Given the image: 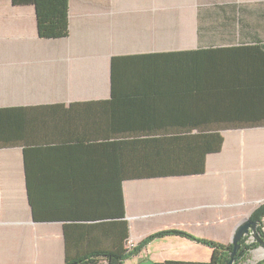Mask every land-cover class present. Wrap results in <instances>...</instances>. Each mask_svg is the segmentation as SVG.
I'll list each match as a JSON object with an SVG mask.
<instances>
[{"label": "crops", "instance_id": "0c3cea01", "mask_svg": "<svg viewBox=\"0 0 264 264\" xmlns=\"http://www.w3.org/2000/svg\"><path fill=\"white\" fill-rule=\"evenodd\" d=\"M37 18L0 0V119L16 135L0 145V264H63L66 225L121 221L117 177L134 246L167 229L231 243L264 201V0H70L59 38L39 36ZM114 74L138 89L113 91ZM126 116L160 133L173 117L262 125L224 129L202 173L122 181L109 133L131 129ZM95 236L71 230L79 248ZM213 256L167 233L121 264Z\"/></svg>", "mask_w": 264, "mask_h": 264}, {"label": "trees", "instance_id": "16d2710c", "mask_svg": "<svg viewBox=\"0 0 264 264\" xmlns=\"http://www.w3.org/2000/svg\"><path fill=\"white\" fill-rule=\"evenodd\" d=\"M13 3L34 4L37 11V23L39 36L59 38L69 35V3L70 0H13ZM169 65H164L160 76H169L167 69ZM135 76H131L129 81H118L114 74L113 91L118 89L136 90L137 82ZM8 109L0 108V118L3 119L4 112ZM127 126L131 129H115L110 131V137L118 141L110 142L118 147L124 154V161L116 163L117 171L119 168L123 173L122 181L132 178H152L168 175L198 174L205 171L207 156L210 153L222 150L224 137L222 131L230 127L257 126L261 123L206 120L197 118L173 117L168 119L175 132L160 133L158 131H147L134 129L136 126L145 128L146 124L134 123L126 116ZM0 119V145L9 144L13 137H16L12 130L4 131L5 121ZM134 126V127H133ZM6 135V136H5ZM110 163V162H109ZM114 167V163H110ZM116 182L115 209L111 217L120 218L121 221L102 220L98 224L88 226L69 227L65 226L67 256L63 264H99V259H107L109 264H121L125 259L133 256L154 236H162L167 233H178L196 241H201L214 249L213 260L210 263L186 262L179 260H165L157 264H225L230 260V252L233 243L223 244L217 240H205L187 231L182 230H163L147 237L139 242L132 249L126 247L129 238V222L125 221V201L124 190L119 194V208H117L118 179ZM113 180V179H111ZM32 188H30V200ZM252 220L259 222L260 235L264 237V201L261 202L250 214ZM72 228V229H71ZM77 228L80 235L94 233V239H90L86 247H76V241L72 244L71 230ZM76 239V238H75ZM260 246L257 239L250 241V235L244 237L242 245L238 251V261L240 264L246 261L249 253ZM74 253L79 254L78 256ZM256 264H264V259Z\"/></svg>", "mask_w": 264, "mask_h": 264}, {"label": "water", "instance_id": "95a60500", "mask_svg": "<svg viewBox=\"0 0 264 264\" xmlns=\"http://www.w3.org/2000/svg\"><path fill=\"white\" fill-rule=\"evenodd\" d=\"M259 230V222L256 220H252L250 215L244 217L237 225L236 229H234V234L232 238L233 248L230 252V260L225 264H236L238 261V251L240 246L242 245V241L246 235H250V237L257 239L260 245L264 246V237L260 235Z\"/></svg>", "mask_w": 264, "mask_h": 264}, {"label": "rangeland", "instance_id": "374dc122", "mask_svg": "<svg viewBox=\"0 0 264 264\" xmlns=\"http://www.w3.org/2000/svg\"><path fill=\"white\" fill-rule=\"evenodd\" d=\"M263 228H264V219H263ZM253 239L254 238L250 237V241H253ZM262 259H264V246L260 245L249 253L246 261H243L240 264H256L258 261Z\"/></svg>", "mask_w": 264, "mask_h": 264}, {"label": "built area", "instance_id": "2783aa9c", "mask_svg": "<svg viewBox=\"0 0 264 264\" xmlns=\"http://www.w3.org/2000/svg\"><path fill=\"white\" fill-rule=\"evenodd\" d=\"M133 246H134V241H132V240H129V241L126 243V247H127L128 249H132Z\"/></svg>", "mask_w": 264, "mask_h": 264}, {"label": "bare ground", "instance_id": "6f19581e", "mask_svg": "<svg viewBox=\"0 0 264 264\" xmlns=\"http://www.w3.org/2000/svg\"><path fill=\"white\" fill-rule=\"evenodd\" d=\"M247 236V235H246Z\"/></svg>", "mask_w": 264, "mask_h": 264}]
</instances>
